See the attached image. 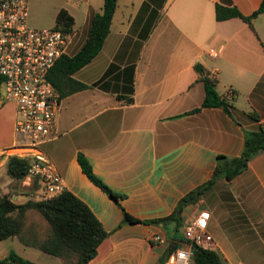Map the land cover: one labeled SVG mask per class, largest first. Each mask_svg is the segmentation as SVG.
I'll return each instance as SVG.
<instances>
[{
	"label": "crops",
	"instance_id": "obj_1",
	"mask_svg": "<svg viewBox=\"0 0 264 264\" xmlns=\"http://www.w3.org/2000/svg\"><path fill=\"white\" fill-rule=\"evenodd\" d=\"M260 1L116 0L99 51L71 75L87 87L60 98L54 136L39 145L63 178L64 189L107 232L86 264H156L182 227L175 234L170 222L122 223L120 207L140 221L167 216L183 194L211 176L217 155L239 154L244 131L264 132V14L252 19V29L236 17L214 18L215 4L248 15ZM26 5L27 24L39 28L51 27L60 8L72 16L65 49L72 55L85 41L102 0H51L44 11L53 19L40 23L28 19L27 0ZM196 62L227 87L220 92L216 85V91L231 102L229 115L200 107L203 86L193 69ZM10 110L13 123L12 106ZM15 138L13 131L0 138V194L10 193L15 203H23L33 200L38 184L33 179L19 181L22 191L12 187L4 167L12 154L3 151ZM77 154L120 195V206L81 172ZM199 210L209 213L205 233L221 264H264V149L238 175L228 181L218 178L187 206L183 224ZM31 211L25 213L23 230L40 236L47 225ZM155 236L165 243L154 241ZM49 258L45 264H65L59 257Z\"/></svg>",
	"mask_w": 264,
	"mask_h": 264
},
{
	"label": "trees",
	"instance_id": "obj_2",
	"mask_svg": "<svg viewBox=\"0 0 264 264\" xmlns=\"http://www.w3.org/2000/svg\"><path fill=\"white\" fill-rule=\"evenodd\" d=\"M115 7L116 0H102L100 10L94 13L91 18L88 35L81 47L73 55L62 54L48 70L47 79L58 92L59 98L87 87L86 84L73 79L71 75L87 64L99 51L108 32ZM258 14H264V0H261L257 8L248 15L241 14L234 6L214 5L215 20L236 17L246 23L250 29H252V19ZM72 25V16L64 8L58 9L52 27L60 31L71 32ZM193 69L197 74V80L203 86L200 107L220 108L229 115L231 102L217 93V77L209 73L200 63H194ZM1 80L0 76V84ZM250 116L256 119L255 116ZM263 149L264 132L261 128L244 131L243 144L239 154L234 157L217 155L211 176L183 194L175 203L170 214L161 218L140 221L128 215L120 207L122 212L121 222L155 224L170 222L173 233L180 232L183 226L182 213L185 208L197 202L218 178L228 181L242 172L246 168L248 160ZM77 163L86 178L120 206L118 202L120 195L114 194L93 174L88 161L81 154H77ZM4 167L8 178L20 181L26 174L28 159L12 154L7 156ZM28 210L35 211L45 220L47 232L43 237L33 232H24V217ZM106 235L107 232L89 208L67 190H63L51 199L39 201L28 199L23 203H15L11 199L10 193L0 194V240L16 236L23 244L34 247L48 255L59 257L65 261V264H86L94 256L97 245ZM179 235H175L165 245L164 250L157 257L156 264H163L168 254L185 241L183 236L179 238ZM0 264L37 263L10 250L0 258ZM190 264H221V260L214 250L197 246L191 250Z\"/></svg>",
	"mask_w": 264,
	"mask_h": 264
},
{
	"label": "built area",
	"instance_id": "obj_3",
	"mask_svg": "<svg viewBox=\"0 0 264 264\" xmlns=\"http://www.w3.org/2000/svg\"><path fill=\"white\" fill-rule=\"evenodd\" d=\"M79 1V0H76ZM26 0H0V99L13 105L15 143L3 152L26 157L28 167L20 180L35 179L33 200H47L64 189V181L39 145L52 138L53 121L60 106L58 92L47 79L53 63L65 54L70 32L51 27L32 28L27 22ZM215 54L212 48L208 55ZM209 213L199 210L182 226L184 242L170 252L164 264H190L191 244L210 249L205 233ZM154 241L165 243L158 236Z\"/></svg>",
	"mask_w": 264,
	"mask_h": 264
},
{
	"label": "rangeland",
	"instance_id": "obj_4",
	"mask_svg": "<svg viewBox=\"0 0 264 264\" xmlns=\"http://www.w3.org/2000/svg\"><path fill=\"white\" fill-rule=\"evenodd\" d=\"M49 1L51 0H27L28 6H29V16L28 19H31L33 22H37L40 23L41 21H43L45 18L52 20L53 19V15H49L48 12H45L44 9L48 8L49 5ZM64 1V0H62ZM36 3V5H35ZM54 21V20H53ZM32 28H39V27H35L33 25H28ZM71 49H67L65 50V54L66 55H71ZM73 55V54H72ZM225 88H227L226 86H223L220 82L219 84H217V90L218 91H222L225 90ZM238 101H240L242 103V101H244V93L240 92L238 93ZM11 106L13 107L12 103L10 102H2V100L0 99V138H7L10 133H12V128H11V123H12V111ZM0 183H3L4 180V173H2L0 175ZM11 185L14 188H18L19 185V181H11ZM18 190V189H17ZM18 191H22V190H18ZM33 212V211H31ZM36 219H38L39 221H43L45 224V220H43L37 213H36ZM26 220V219H25ZM26 223V221H25ZM47 225V224H46ZM27 229L26 225H23V229ZM40 228V226H39ZM46 227L44 228H40L41 230V234L40 237H43L46 232L47 229ZM179 235V234H178ZM16 236L13 237H8L5 240H0V257L6 255L8 253V251L12 250L14 252H16L17 254H20L19 256L28 259L30 261H33L37 264H45L44 263V259H51L49 257H51L50 255L36 249L33 247H29L28 245L23 244L22 242H18L17 239L15 238ZM182 237V234L179 235V238ZM55 259V258H52Z\"/></svg>",
	"mask_w": 264,
	"mask_h": 264
},
{
	"label": "water",
	"instance_id": "obj_5",
	"mask_svg": "<svg viewBox=\"0 0 264 264\" xmlns=\"http://www.w3.org/2000/svg\"><path fill=\"white\" fill-rule=\"evenodd\" d=\"M191 247L194 249V248H196V247H197V245H196V244H194V243H192V244H191Z\"/></svg>",
	"mask_w": 264,
	"mask_h": 264
}]
</instances>
